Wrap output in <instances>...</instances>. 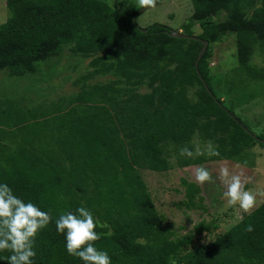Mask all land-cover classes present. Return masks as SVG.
Returning a JSON list of instances; mask_svg holds the SVG:
<instances>
[{"label": "trees", "instance_id": "obj_1", "mask_svg": "<svg viewBox=\"0 0 264 264\" xmlns=\"http://www.w3.org/2000/svg\"><path fill=\"white\" fill-rule=\"evenodd\" d=\"M254 0H191L185 24L202 21L217 9L242 16ZM8 13L0 24V67L31 61L70 47L91 57V74L117 78L119 94L106 86L85 88L57 106L26 109L13 101L0 105V184L52 217L34 243L33 264H83L66 252L55 221L83 206L102 234L95 242L111 264H264V202L224 235L194 247L189 237L171 239L163 229L135 169L165 172L169 157L179 167L203 158L182 157L193 140L212 142L228 160L253 143L254 133L217 97L194 61L201 43L174 38L160 24L145 28L97 0H4ZM237 39L236 82L241 95L264 94V67L248 63L252 45L264 47V0L249 17L232 24ZM228 28L205 25L195 37L217 42ZM148 81V92L137 90ZM203 84L210 91L208 95ZM197 85L195 96L187 91ZM213 96V97H212ZM215 100H214V99ZM244 129L247 130L244 131ZM107 224L108 228H101ZM251 224L252 232L245 227ZM111 230L112 235H107ZM146 245L137 243L139 239ZM11 253L0 251V264Z\"/></svg>", "mask_w": 264, "mask_h": 264}, {"label": "rangeland", "instance_id": "obj_2", "mask_svg": "<svg viewBox=\"0 0 264 264\" xmlns=\"http://www.w3.org/2000/svg\"><path fill=\"white\" fill-rule=\"evenodd\" d=\"M97 1L107 4L127 19L133 18L135 25L140 28L160 24L170 31L192 36L199 35L208 24L218 23L228 28L219 41L207 43L204 51L207 56L198 65V70L223 105L231 107L233 113L254 135L264 137V94L259 92L255 98L249 99L242 96L236 86L241 75L237 72V39L232 26L237 19L249 17L252 9L261 4L262 0H254L242 16L219 8L204 20L190 24L185 22L192 14L191 0H159L154 7L141 12L143 7L139 5V0ZM7 15L4 0H0V24L6 20ZM258 42L252 45L248 63L260 68L264 67V47ZM90 61L91 57L74 53L70 47L62 46L59 51L48 56L0 67V105L4 101H13L23 110L49 108L57 106V101L63 99L64 106L66 99L94 85H104L109 94H119L121 88L115 84L117 78L111 74H91ZM197 89V85L189 89L188 97H194ZM137 92H148L147 80ZM206 144L207 141L194 139L193 152L197 146L203 149ZM208 157L194 154L192 158H203L205 161L179 167L177 159L170 156V168L165 172L144 169L134 171L168 236L175 241L189 237L194 247L216 241L238 223L241 216L248 214L227 204L223 196L224 185L218 179L220 167L227 166L230 173H243L249 178L245 190L257 194V202L252 210L264 202V195H261L264 193V146L253 143L250 148L228 160L208 162ZM199 166L211 172L214 183L201 186L195 182L192 172Z\"/></svg>", "mask_w": 264, "mask_h": 264}, {"label": "clouds", "instance_id": "obj_3", "mask_svg": "<svg viewBox=\"0 0 264 264\" xmlns=\"http://www.w3.org/2000/svg\"><path fill=\"white\" fill-rule=\"evenodd\" d=\"M156 0H139L141 7H154ZM219 156L220 153L212 142H207L203 149L196 147L195 153L188 147L180 149L182 157L193 155ZM237 168L240 165H236ZM192 175L197 184L214 183L211 172L203 166L196 167ZM218 179L224 185L223 196L230 207H238L243 213H249L256 205L257 194L251 190H245L249 178L243 173H230L227 166L220 167ZM264 195V193H261ZM243 216H241V220ZM52 220L47 211L41 210L32 202H25L16 196L6 184H0V251H9L8 264H33L36 256L34 243L37 234L46 228ZM56 231L65 238L66 252L78 258L83 264H111L107 252L98 250L95 242L101 238L95 230L97 221L87 208L81 206L75 213H61L55 221ZM101 228H108L107 224H101ZM246 232H252L251 224L245 227ZM111 230L107 235H112ZM146 245L147 241L142 238L137 241ZM170 264H176L172 258Z\"/></svg>", "mask_w": 264, "mask_h": 264}, {"label": "water", "instance_id": "obj_4", "mask_svg": "<svg viewBox=\"0 0 264 264\" xmlns=\"http://www.w3.org/2000/svg\"><path fill=\"white\" fill-rule=\"evenodd\" d=\"M158 1H159V0H156V3H157ZM147 8H149V7H143L139 12H141V11L147 9ZM131 22H132V24L135 25V23H134V19H133V18H132ZM168 34H169L171 37H174V38H190V39L197 40V41H199V42L201 43V48H200V50H199V52H198V54H197V56H196V59H195V61H194V69H195V71H196V74H197L198 77H199V74H198V72H197V63H198L199 59L201 58L202 54L204 53L205 48H206V46H207V43H206L205 41L198 40V39L195 38V37H187V36H184V35H182V34H180V33H178V32H174V31H170ZM203 86H204V89L206 90V92L208 93V95H211L210 91L206 88V86H205L204 84H203ZM212 97H213V96H212ZM213 99H214V98H213ZM214 100H215V99H214ZM244 131L247 132L246 129H244ZM257 141H259V142H261V143L264 144L263 141H260V140H258V139H257Z\"/></svg>", "mask_w": 264, "mask_h": 264}]
</instances>
